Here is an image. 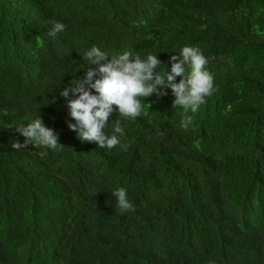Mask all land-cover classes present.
Returning a JSON list of instances; mask_svg holds the SVG:
<instances>
[{
    "label": "trees",
    "instance_id": "16d2710c",
    "mask_svg": "<svg viewBox=\"0 0 264 264\" xmlns=\"http://www.w3.org/2000/svg\"><path fill=\"white\" fill-rule=\"evenodd\" d=\"M92 46L157 55L161 74L197 48L217 90L186 130L170 88L138 97L134 120L113 105L103 131L118 119L130 146L100 149L59 95ZM39 117L64 146L14 150L8 126ZM118 187L135 211L116 209ZM209 261L264 264V0H0V264Z\"/></svg>",
    "mask_w": 264,
    "mask_h": 264
},
{
    "label": "clouds",
    "instance_id": "9594fccd",
    "mask_svg": "<svg viewBox=\"0 0 264 264\" xmlns=\"http://www.w3.org/2000/svg\"><path fill=\"white\" fill-rule=\"evenodd\" d=\"M65 27L63 23L54 21L48 35L55 38ZM82 56L89 65L86 74L70 81L59 95L67 102L68 128L76 132L77 138L82 142L95 143L100 149L110 151L120 145L122 150L127 151L130 146L119 139L124 134V129L118 119L113 124L111 136L103 131L109 124L110 114L115 110L113 105L117 106L120 116L134 120L141 115L138 97L148 98L153 94L163 97L168 95L170 88L175 97L172 107H182L184 110L181 127L186 130L193 122V117L187 115L188 111L195 113L206 102L205 98L217 90L214 88L212 75L204 70L207 63L205 56L199 49L191 46H184L179 54L170 56L171 68L164 74L157 70L162 65L157 55L149 54L146 60L138 56L130 58L129 52L109 57L99 47L92 46ZM186 64L191 66L188 75H185ZM177 77L183 78L177 83ZM8 128H14L25 137L23 143L19 140L12 142L14 150L27 149L30 144L35 148L44 146L53 151L64 146L59 143V133L46 126L41 117L26 126L9 125ZM111 195L116 198V209L120 213L135 211L125 188H115ZM209 264L214 262L209 261Z\"/></svg>",
    "mask_w": 264,
    "mask_h": 264
}]
</instances>
